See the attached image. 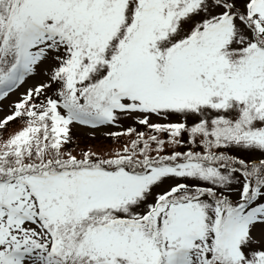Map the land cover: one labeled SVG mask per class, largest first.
Segmentation results:
<instances>
[{
	"label": "snow or ice",
	"instance_id": "1",
	"mask_svg": "<svg viewBox=\"0 0 264 264\" xmlns=\"http://www.w3.org/2000/svg\"><path fill=\"white\" fill-rule=\"evenodd\" d=\"M0 113V264H264V0H0Z\"/></svg>",
	"mask_w": 264,
	"mask_h": 264
},
{
	"label": "rangeland",
	"instance_id": "2",
	"mask_svg": "<svg viewBox=\"0 0 264 264\" xmlns=\"http://www.w3.org/2000/svg\"><path fill=\"white\" fill-rule=\"evenodd\" d=\"M12 99H15V96L12 97ZM5 103H8L5 101ZM5 113H0V116L4 115ZM88 129L87 128H74L73 132L74 134L79 138L81 147H84L86 145H92L93 147H100L102 145H109L111 144V141L106 140L103 138L100 132L97 133V139L92 140L88 137Z\"/></svg>",
	"mask_w": 264,
	"mask_h": 264
}]
</instances>
